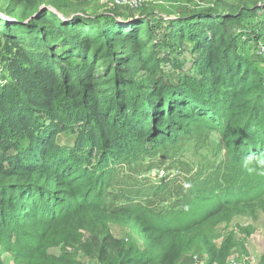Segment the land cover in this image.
I'll return each mask as SVG.
<instances>
[{
    "label": "trees",
    "instance_id": "obj_1",
    "mask_svg": "<svg viewBox=\"0 0 264 264\" xmlns=\"http://www.w3.org/2000/svg\"><path fill=\"white\" fill-rule=\"evenodd\" d=\"M34 13L27 21L0 20V39L10 51V58L0 59V230L14 233L17 241L23 236L16 264H75L67 252L56 258L47 250L74 242L75 229L93 224L103 227L101 264H177L200 241L210 262H217L222 248L201 236L203 227L258 211L264 218V78L240 61L233 41L225 44L208 11L189 20H205L210 37L203 27L195 30L199 35L187 29L203 55V83L183 80L168 87L152 81L146 90L125 83L140 64L153 66V55L143 52L145 24L121 21L118 13L100 27L79 16L60 19L46 9ZM193 126L222 134L226 173L227 167L245 170L236 190L225 174L221 181L228 189L215 191L219 198L199 209L203 215L187 220L189 213H172L164 223L152 221L123 191L111 196L104 180L115 166L174 146ZM64 133L73 135L70 146L58 144ZM100 187H106L103 197ZM188 195H180L178 206ZM107 223L140 232L144 249L114 239Z\"/></svg>",
    "mask_w": 264,
    "mask_h": 264
},
{
    "label": "rangeland",
    "instance_id": "obj_2",
    "mask_svg": "<svg viewBox=\"0 0 264 264\" xmlns=\"http://www.w3.org/2000/svg\"><path fill=\"white\" fill-rule=\"evenodd\" d=\"M117 1L31 0L27 3L25 0H0V20L27 21L34 17V11L38 8L50 10L60 19L79 16L93 27L94 22L98 23L96 27H100L105 20L113 18L111 13H118V18L126 23L145 24L147 36H142L145 45L143 52L153 55L148 58L153 66L148 69L140 64L125 83L139 84L146 90L149 86L154 87L152 81L168 87L179 86L183 80L203 83L202 75L198 72V62L203 55L199 53L197 43L189 38L188 30L199 35L195 30L203 27L208 29L210 37L209 27L204 26L205 20H189L194 14L208 11L214 13L213 17L219 22L215 24L223 30L225 44L233 41L232 45L236 47L233 51L240 61L255 71L258 77L264 78V58L256 53L257 44L264 39V0H139L137 6H130L133 0H125L124 5H117ZM227 15L234 17V20H224ZM9 52L5 41L0 39V59L4 61L10 58ZM121 55L122 52H118L117 56ZM99 61L96 73L101 76L105 66L102 59ZM2 74L0 71V79ZM72 142V134L64 133L58 137L60 145L70 146ZM145 155L132 158L128 165L118 164L115 172L108 174L104 181L110 184L108 192L112 193L111 196L123 191L134 199L133 205L144 207L152 214V221L164 223L161 219L177 212L184 215L189 213L187 220L199 218L203 215L199 209L213 205L214 198H219L215 191L228 189L221 181L227 174L224 139L216 130L193 126L188 137L180 136L174 146L165 145ZM227 170V175L235 183L231 190H236L235 186L241 183V174L245 170L228 167ZM105 189L100 187L98 190L102 197ZM187 192V202L178 206L181 204L180 195ZM234 193L232 191L236 196ZM111 202H106V205L112 207ZM169 219V222L176 223L178 218L170 216ZM105 229L114 239L125 241L130 249L134 248L135 243L140 250L144 249L146 239L135 229L117 223H107ZM3 231L0 230V261L3 264H16V248L23 247V236L19 234L17 241L14 233L2 234ZM102 231L103 227L99 224H93L88 230L77 228L71 233L74 242L49 247L47 252L56 258L67 252L75 264H101L98 257ZM201 236L216 249L222 248L219 255L223 257L217 262H210V256L200 241L177 264H264V218L260 211L252 217L236 215L229 221H212L202 228Z\"/></svg>",
    "mask_w": 264,
    "mask_h": 264
},
{
    "label": "built area",
    "instance_id": "obj_3",
    "mask_svg": "<svg viewBox=\"0 0 264 264\" xmlns=\"http://www.w3.org/2000/svg\"><path fill=\"white\" fill-rule=\"evenodd\" d=\"M138 2H139V0H133L130 3V6H137ZM116 3H117V5H124L125 0H118ZM256 53L259 55V57L264 58V39H263V41H261L257 44V52Z\"/></svg>",
    "mask_w": 264,
    "mask_h": 264
},
{
    "label": "water",
    "instance_id": "obj_4",
    "mask_svg": "<svg viewBox=\"0 0 264 264\" xmlns=\"http://www.w3.org/2000/svg\"><path fill=\"white\" fill-rule=\"evenodd\" d=\"M40 10H42V9H40ZM45 10V9H44ZM47 10V9H46Z\"/></svg>",
    "mask_w": 264,
    "mask_h": 264
}]
</instances>
